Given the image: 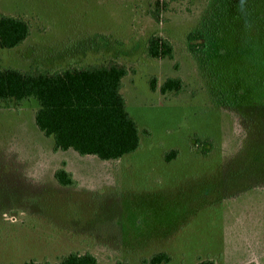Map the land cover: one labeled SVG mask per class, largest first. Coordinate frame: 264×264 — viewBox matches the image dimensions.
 <instances>
[{
  "label": "rangeland",
  "instance_id": "374dc122",
  "mask_svg": "<svg viewBox=\"0 0 264 264\" xmlns=\"http://www.w3.org/2000/svg\"><path fill=\"white\" fill-rule=\"evenodd\" d=\"M228 2L0 0L2 13L30 25L19 46L0 48V68L60 71L116 60L128 71L121 93L140 138L117 160L80 156L55 149L37 129L35 100L0 102V264H56L71 252H88L97 264H149L156 253L168 257L159 264H264V41L257 65L229 58L225 75L249 73L262 84L227 104L186 39L204 27L211 39L216 7ZM152 35L170 42L172 58L147 56ZM168 78H180L182 90L162 93ZM59 168L74 184L57 182Z\"/></svg>",
  "mask_w": 264,
  "mask_h": 264
},
{
  "label": "trees",
  "instance_id": "16d2710c",
  "mask_svg": "<svg viewBox=\"0 0 264 264\" xmlns=\"http://www.w3.org/2000/svg\"><path fill=\"white\" fill-rule=\"evenodd\" d=\"M254 1L241 4L239 0H229L216 7L217 24L211 39L206 27L192 30L186 37L189 50L203 55L205 71L215 96L223 97L225 100L220 101L227 104L237 103L238 97L249 98L251 91L256 87L259 89L262 84L260 77L256 78L253 74L243 73L232 79L224 72L231 56L230 61L238 56L245 58L243 66L247 57L252 59L250 64L257 65L261 61L264 3L256 0L259 4H253ZM234 20L238 21L235 23ZM29 32L30 25L23 17L0 11V48L19 46ZM221 32L228 34V37L225 34L218 38L216 35ZM240 35L245 36L246 46L251 45L249 50L239 47ZM213 38L218 43L214 54H211L209 50L215 43ZM225 43L228 51L222 56L220 49ZM146 54L155 59L172 58L173 47L166 38L152 35L146 43ZM238 66L235 62L232 69L237 71ZM127 73L125 65L113 59L90 66H71L60 71L4 67L0 68V102L17 104L24 100H35L38 106L34 111V124L44 136L53 139L57 150H72L80 156H94L101 161L117 160L140 146L137 124L129 114L121 93L122 79ZM154 81L151 80L152 89L155 88ZM252 81L257 83L252 84ZM182 88L180 78H168L159 89L162 93H177ZM175 153V150L166 153L165 160L172 159ZM54 177L61 185L74 184L71 174L64 168H59ZM167 261L165 253H156L150 257L149 264ZM23 264L50 263L31 260ZM56 264H97V260L88 252H71ZM196 264L214 262L203 259Z\"/></svg>",
  "mask_w": 264,
  "mask_h": 264
}]
</instances>
